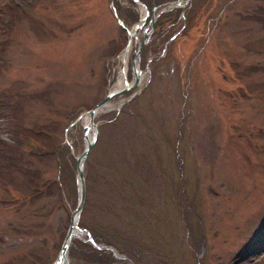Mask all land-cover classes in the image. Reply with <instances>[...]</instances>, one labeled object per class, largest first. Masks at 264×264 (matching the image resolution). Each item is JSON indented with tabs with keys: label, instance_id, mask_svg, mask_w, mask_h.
Masks as SVG:
<instances>
[{
	"label": "rangeland",
	"instance_id": "1",
	"mask_svg": "<svg viewBox=\"0 0 264 264\" xmlns=\"http://www.w3.org/2000/svg\"><path fill=\"white\" fill-rule=\"evenodd\" d=\"M138 1L0 0V264L55 259L86 117L71 123L124 85L142 6L170 11L139 87L93 119L68 264H264V0Z\"/></svg>",
	"mask_w": 264,
	"mask_h": 264
},
{
	"label": "water",
	"instance_id": "2",
	"mask_svg": "<svg viewBox=\"0 0 264 264\" xmlns=\"http://www.w3.org/2000/svg\"><path fill=\"white\" fill-rule=\"evenodd\" d=\"M147 36L143 37V40H146ZM144 43V41H142V43L139 44V47ZM133 72H134V68L132 67L131 69ZM130 88H127V87H124L120 92L118 93H111L109 96H105L101 102H99L95 107H92L91 110L87 113H84L86 116H88L87 118V125L85 126V128H83V144H84V147L85 149H83V152L81 153V155L75 160L76 162V187H77V205L75 207V211H73L71 214H70V217H69V222H68V227H67V232H66V235H65V242L63 243L61 249H60V253L57 257V260H56V263L55 264H67L68 261L66 259V256H67V247H68V244L70 242V238L72 237L73 233L75 232V227H76V223H77V215L78 213L82 210L81 207H82V203L84 201V191H85V188H84V184H83V180L84 178L82 177V170H83V162H84V159L85 156L89 153L90 149H92V144L94 142V139L92 140V143H88L87 141V137H86V134L88 133V131L92 128V127H95L93 126L92 124V118L94 117V113H95V110L97 111L98 109L101 108V106H103V104H106L109 100H111V98L113 97H118V96H121L123 95V93H126ZM94 135L96 136V132L94 133Z\"/></svg>",
	"mask_w": 264,
	"mask_h": 264
},
{
	"label": "bare ground",
	"instance_id": "3",
	"mask_svg": "<svg viewBox=\"0 0 264 264\" xmlns=\"http://www.w3.org/2000/svg\"><path fill=\"white\" fill-rule=\"evenodd\" d=\"M178 4H180V1L178 0V2H176L175 3V5H178ZM174 5V6H175ZM169 6V5H168ZM166 7V6H165ZM171 7V6H170ZM138 11H140V16H139V18L141 19L142 18V16H144L145 15V13H144V11H142V8L141 9H139ZM141 14H142V16H141ZM139 19V20H140ZM130 32V31H129ZM132 34V32L130 33V37L132 36L131 35ZM135 35V34H134ZM135 37V36H134ZM119 62H120V64H121V66H123V67H121L120 68V79H124L125 77V75L127 74L126 73V65H127V63H126V56H124V54H122L120 57H119ZM128 71V70H127ZM140 78H142V75H139V76H137V78H136V81H137V83H138V85L136 86V87H139V85H140ZM119 79V80H120ZM116 84H119V85H116L115 87H114V89H115V91L116 90H118L119 88H120V86H121V84H120V82L118 81ZM131 84H132V82H131ZM130 84V85H131ZM104 105H106V104H103V106ZM103 106H101V108L103 107ZM100 108V109H101ZM99 109V110H100ZM99 110H97V112L99 111ZM107 110H109V108L107 109ZM85 121H86V118H85ZM81 234V233H80Z\"/></svg>",
	"mask_w": 264,
	"mask_h": 264
}]
</instances>
